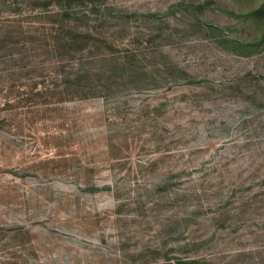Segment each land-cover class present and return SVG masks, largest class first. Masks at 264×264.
Masks as SVG:
<instances>
[{
  "label": "rangeland",
  "instance_id": "1",
  "mask_svg": "<svg viewBox=\"0 0 264 264\" xmlns=\"http://www.w3.org/2000/svg\"><path fill=\"white\" fill-rule=\"evenodd\" d=\"M0 264H264V0H0Z\"/></svg>",
  "mask_w": 264,
  "mask_h": 264
},
{
  "label": "trees",
  "instance_id": "2",
  "mask_svg": "<svg viewBox=\"0 0 264 264\" xmlns=\"http://www.w3.org/2000/svg\"><path fill=\"white\" fill-rule=\"evenodd\" d=\"M69 15H70V13H69L67 10H65V11H64V16H65V17H69ZM66 20H67V19H66ZM64 23H65V20H63L62 23H61L62 28H65V27H64ZM66 32H67L66 34H67L68 36L74 34V36H70V38H69L70 40H69V39L67 40L68 44H67L66 46H71L72 43H75V42L78 43L79 37L75 36L76 34L74 33V30H73V29H67ZM63 60H64V59L59 60L58 62H61V61H63Z\"/></svg>",
  "mask_w": 264,
  "mask_h": 264
}]
</instances>
